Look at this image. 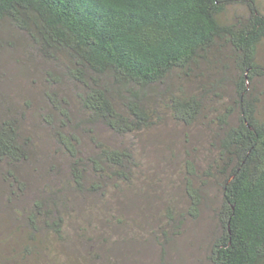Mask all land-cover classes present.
Listing matches in <instances>:
<instances>
[{"label":"trees","instance_id":"16d2710c","mask_svg":"<svg viewBox=\"0 0 264 264\" xmlns=\"http://www.w3.org/2000/svg\"><path fill=\"white\" fill-rule=\"evenodd\" d=\"M233 1L0 0V238L22 260L119 264L130 226L163 257L206 214L207 264H264V8ZM170 124L184 205L144 175Z\"/></svg>","mask_w":264,"mask_h":264},{"label":"rangeland","instance_id":"374dc122","mask_svg":"<svg viewBox=\"0 0 264 264\" xmlns=\"http://www.w3.org/2000/svg\"><path fill=\"white\" fill-rule=\"evenodd\" d=\"M248 1L251 3L252 0ZM253 1L260 4V6L264 8V0ZM239 3L240 2L238 0L231 2L230 10H233V8L237 7L239 8ZM156 131L157 130H155L154 133H151V135L150 132L145 135L147 138L146 144H144V149L145 153L147 152V154L145 155L144 162H146L145 169L147 173H144V175H146V178H159V183L169 186V189L166 188L168 190L167 196L173 194L174 203L176 205H184V198L181 192V178L183 171L181 161L184 155L183 152L187 145V142H185L184 139L186 140L188 136L183 135V132L180 129L175 128L172 124L163 128L161 127L159 130L160 132ZM154 135L158 137H156L157 141L153 142L152 137ZM158 139L162 140L163 142L167 141V146L163 142L158 141ZM201 140H203L202 137ZM202 145H205L204 141L202 142ZM140 147H142V144L139 145V149ZM197 148L201 150L200 146ZM167 156L172 158V161L165 162V157L167 159ZM148 167H151V169ZM153 188L157 189V187ZM154 189L151 191L153 192ZM213 191L214 190L209 191L210 196H212ZM142 203L144 204V202ZM152 203L157 204L154 200H152ZM139 208L140 205L138 204V208H136L135 211L139 212ZM133 215H136L135 212H133ZM208 217L209 215L203 214L201 216L200 222L190 225L188 230L182 234L173 245L170 246V248L167 250V253L163 257L160 254L157 244L147 236L145 231L140 232L137 228V232H133V228L130 226V233L133 234H130L133 236L131 241L132 248L125 247L127 248V258L120 257L118 259L121 261L118 260L117 262L120 261L119 264H207L204 250L206 229L210 222ZM6 227H8L7 231L5 230ZM3 231L6 232L5 234H2L5 238H9L10 234L13 235L11 238L5 239V241H3L4 238H0V251L3 252L0 253V264H31L30 261H25L24 259L22 260L25 255L24 253H20L22 246L20 240L24 241V239H20L19 235L14 232V226L12 223L8 222V226L5 224ZM0 237L2 236L0 235ZM93 247H95V245H88L87 249H89V252L94 251ZM83 248L84 245H82V249ZM102 249L105 251V246ZM104 251L99 250L97 251V254L99 256L101 252L102 255L103 253L106 254ZM114 251H117L116 248H114ZM119 252L120 251H118L117 255ZM88 255L89 253L84 254V256ZM110 256L115 257L116 253L110 252Z\"/></svg>","mask_w":264,"mask_h":264}]
</instances>
